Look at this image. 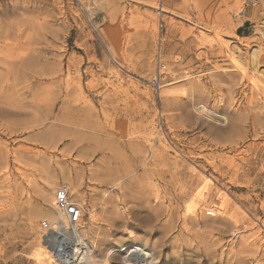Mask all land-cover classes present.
Segmentation results:
<instances>
[{
    "label": "rangeland",
    "instance_id": "374dc122",
    "mask_svg": "<svg viewBox=\"0 0 264 264\" xmlns=\"http://www.w3.org/2000/svg\"><path fill=\"white\" fill-rule=\"evenodd\" d=\"M263 82L264 0H0V264L61 187L101 260L264 264Z\"/></svg>",
    "mask_w": 264,
    "mask_h": 264
},
{
    "label": "built area",
    "instance_id": "2783aa9c",
    "mask_svg": "<svg viewBox=\"0 0 264 264\" xmlns=\"http://www.w3.org/2000/svg\"><path fill=\"white\" fill-rule=\"evenodd\" d=\"M163 68L164 64H160ZM55 210L63 219L54 225L47 220L41 222L42 242L52 250L55 264H94L93 247L80 234L84 209L74 201L66 187L55 193Z\"/></svg>",
    "mask_w": 264,
    "mask_h": 264
},
{
    "label": "bare ground",
    "instance_id": "6f19581e",
    "mask_svg": "<svg viewBox=\"0 0 264 264\" xmlns=\"http://www.w3.org/2000/svg\"><path fill=\"white\" fill-rule=\"evenodd\" d=\"M258 87H259V85H258ZM261 88H262V91L264 92V84H263V86ZM205 193L206 192L201 191L199 193V196L203 197V196H205ZM52 205L55 207V199L52 200ZM218 208H220V204H217V205L213 206V209L216 210V211H218L217 210ZM94 218H95V216L91 215V220L92 221L94 220ZM60 221L63 222V219L60 218ZM83 233L84 232H83V229H82V226H81L80 234L84 235ZM129 237L132 238V233H131V235H129ZM93 248H94V246H93ZM113 254H120V255L125 254V256L123 257V260L127 264H156L157 263L155 261V259H156L155 256L156 255H155L153 250L148 245L141 244L140 242H132L130 240L127 243H122L121 245H118V246L112 248L111 250H109L107 252L106 257L104 259H102V260L96 257L95 251L93 249L92 261H93L94 264H96L98 262H101L103 264H110L109 263V258ZM33 257H34V260H35V262L37 264H55V261H54V258H53V254H52V250L50 248H48L46 245L44 246L42 243H40L39 246L35 248V250L33 252Z\"/></svg>",
    "mask_w": 264,
    "mask_h": 264
}]
</instances>
